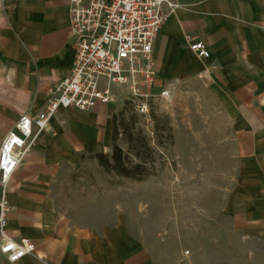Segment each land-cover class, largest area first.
<instances>
[{
  "label": "crops",
  "instance_id": "crops-1",
  "mask_svg": "<svg viewBox=\"0 0 264 264\" xmlns=\"http://www.w3.org/2000/svg\"><path fill=\"white\" fill-rule=\"evenodd\" d=\"M176 2L152 44L151 93L206 89L226 123L221 145L234 166L216 216L264 253V0ZM193 42L209 58H198ZM75 54L69 0H0V144L22 114L42 111ZM115 88L109 104L60 110L13 174L6 233L35 248L14 264H191L178 240L169 249L168 235L132 232L120 206L107 212L99 192L80 207L65 205L72 174L112 147L113 117L124 104ZM0 264L11 263L0 253Z\"/></svg>",
  "mask_w": 264,
  "mask_h": 264
},
{
  "label": "rangeland",
  "instance_id": "rangeland-1",
  "mask_svg": "<svg viewBox=\"0 0 264 264\" xmlns=\"http://www.w3.org/2000/svg\"><path fill=\"white\" fill-rule=\"evenodd\" d=\"M169 90L168 99L159 94L149 99L147 115L125 103L119 111L116 144L134 164L144 137L153 159L148 175L139 181L125 178L88 160L67 183L66 207H80L92 192H99L107 212L120 206L132 232L144 238L168 235L169 249L178 240L191 264H264V253L216 216L234 172L221 145L227 127L216 104L202 86Z\"/></svg>",
  "mask_w": 264,
  "mask_h": 264
},
{
  "label": "built area",
  "instance_id": "built-area-1",
  "mask_svg": "<svg viewBox=\"0 0 264 264\" xmlns=\"http://www.w3.org/2000/svg\"><path fill=\"white\" fill-rule=\"evenodd\" d=\"M176 7V0H69L76 46L73 67L57 82L42 111L34 116L22 114L0 144V253L9 263L35 250L28 238L16 241L6 233L13 174L60 110L85 112L109 104L117 87L138 114L147 115L155 81L152 44ZM189 48L198 58H209L202 42H193ZM159 96L168 99L170 90Z\"/></svg>",
  "mask_w": 264,
  "mask_h": 264
},
{
  "label": "trees",
  "instance_id": "trees-1",
  "mask_svg": "<svg viewBox=\"0 0 264 264\" xmlns=\"http://www.w3.org/2000/svg\"><path fill=\"white\" fill-rule=\"evenodd\" d=\"M125 105H132L129 101L124 100ZM133 106V105H132ZM119 113V112H118ZM114 115L113 117V134H112V147L110 154L107 153H99L94 156L97 160L100 167H102L107 172H114L116 175L130 178L134 180H141L143 177L148 175L147 164L153 161L151 157V148L148 146L145 138L143 137L141 140L142 154H146V156L140 157V154H136V157L139 158L137 163L131 164L127 158V156L123 153L122 149L116 144V138L118 135L117 130V122L122 112ZM132 135V134H130Z\"/></svg>",
  "mask_w": 264,
  "mask_h": 264
}]
</instances>
